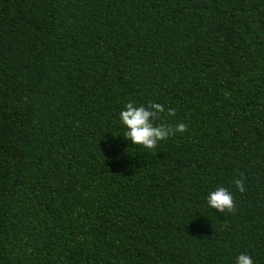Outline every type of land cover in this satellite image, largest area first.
Instances as JSON below:
<instances>
[{
  "label": "trees",
  "instance_id": "1",
  "mask_svg": "<svg viewBox=\"0 0 264 264\" xmlns=\"http://www.w3.org/2000/svg\"><path fill=\"white\" fill-rule=\"evenodd\" d=\"M128 102L186 130L134 145ZM240 253L264 264V0H0V264Z\"/></svg>",
  "mask_w": 264,
  "mask_h": 264
},
{
  "label": "clouds",
  "instance_id": "2",
  "mask_svg": "<svg viewBox=\"0 0 264 264\" xmlns=\"http://www.w3.org/2000/svg\"><path fill=\"white\" fill-rule=\"evenodd\" d=\"M167 111L173 114V109H166L159 103H151L148 106L128 102L119 112V121L124 126V136L134 145L153 149L158 142L167 139L174 133H183L186 125L178 122L174 127L166 126L164 123H155L159 114ZM238 191H244L243 177L234 180ZM207 206L219 212L231 211L234 207L233 194L227 188L219 186L209 191L205 197ZM235 264H254L250 255L240 253L235 257Z\"/></svg>",
  "mask_w": 264,
  "mask_h": 264
}]
</instances>
